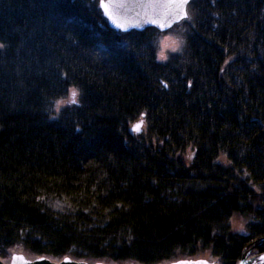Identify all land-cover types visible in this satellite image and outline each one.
I'll return each instance as SVG.
<instances>
[{
    "label": "trees",
    "instance_id": "trees-1",
    "mask_svg": "<svg viewBox=\"0 0 264 264\" xmlns=\"http://www.w3.org/2000/svg\"><path fill=\"white\" fill-rule=\"evenodd\" d=\"M97 6L0 0V257L237 264L264 237V0H191L165 60ZM60 196L105 224L40 204Z\"/></svg>",
    "mask_w": 264,
    "mask_h": 264
},
{
    "label": "rangeland",
    "instance_id": "rangeland-1",
    "mask_svg": "<svg viewBox=\"0 0 264 264\" xmlns=\"http://www.w3.org/2000/svg\"><path fill=\"white\" fill-rule=\"evenodd\" d=\"M99 2V0H98ZM98 7V6H97ZM188 21V20H187ZM186 22V21H184ZM182 23H179L175 25L174 27L168 29L165 32H160V35L157 37V47H156V55L159 60H165L166 57H168L171 53L177 52L182 45V39L180 36ZM159 32V31H158ZM121 34V33H120ZM122 46H125L124 43H122ZM105 51V48L101 45H97L96 53L99 56L103 55V52ZM73 92L70 91L66 98L60 101L59 105H68L73 102ZM141 121V120H138ZM138 121H135L132 123L134 125ZM131 125V126H132ZM144 126H141V130L139 131L143 133ZM82 199L78 200H72L69 197L66 196H60L58 197H43L40 199V204L42 205L43 209L46 211L51 212L55 216H83L82 218H86L89 221V223L92 226L95 225H103L105 224V219L102 217V213L105 214V212L101 211L95 204H89L87 207L83 208L81 210L82 206L84 205V201H81ZM231 226L233 231L241 232L243 228V221H241L238 218H233L231 220ZM7 253L6 257H0V263L1 264H19L16 262V259L20 258L19 262L28 263V261L31 262V260L34 261H60L61 259H51L47 258L45 256H35L29 254L26 252L20 245L14 246L11 248ZM256 253H249L248 258L252 257ZM16 258V259H14ZM63 264H105L104 262H93L90 260H83V259H75L71 256H66L62 259ZM106 264H115V263H106ZM121 264H134V262H126ZM138 264V263H135ZM159 264H216L213 259L209 256V253H201L199 255L196 254V256L191 258H185L180 260H174L169 262H162ZM264 264V263H263Z\"/></svg>",
    "mask_w": 264,
    "mask_h": 264
},
{
    "label": "water",
    "instance_id": "water-1",
    "mask_svg": "<svg viewBox=\"0 0 264 264\" xmlns=\"http://www.w3.org/2000/svg\"><path fill=\"white\" fill-rule=\"evenodd\" d=\"M187 5L188 3L179 8L170 0H99L98 9L109 29L125 34L133 30L141 32L146 28L165 32L188 20ZM163 85L166 87L164 83ZM137 124L140 125L139 129H136ZM141 126L142 121H138L130 127V131L139 134ZM263 242L264 237L257 243H250L237 264H263L264 252L248 258L250 250Z\"/></svg>",
    "mask_w": 264,
    "mask_h": 264
},
{
    "label": "bare ground",
    "instance_id": "bare-ground-1",
    "mask_svg": "<svg viewBox=\"0 0 264 264\" xmlns=\"http://www.w3.org/2000/svg\"><path fill=\"white\" fill-rule=\"evenodd\" d=\"M19 261H20V258L16 259V262H18L19 264H63L62 260H60V261H52V260L51 261H34V260H31V262L28 261V263L19 262Z\"/></svg>",
    "mask_w": 264,
    "mask_h": 264
},
{
    "label": "snow or ice",
    "instance_id": "snow-or-ice-1",
    "mask_svg": "<svg viewBox=\"0 0 264 264\" xmlns=\"http://www.w3.org/2000/svg\"><path fill=\"white\" fill-rule=\"evenodd\" d=\"M170 2L176 3L177 4V7L182 8L183 5L189 3V0H170ZM75 96H76V92L74 91L73 92V97H75ZM73 103H75V99H73ZM139 127H140V125L137 124L136 125V129H139ZM14 259H16V258H14Z\"/></svg>",
    "mask_w": 264,
    "mask_h": 264
},
{
    "label": "flooded vegetation",
    "instance_id": "flooded-vegetation-1",
    "mask_svg": "<svg viewBox=\"0 0 264 264\" xmlns=\"http://www.w3.org/2000/svg\"><path fill=\"white\" fill-rule=\"evenodd\" d=\"M257 254V253H256Z\"/></svg>",
    "mask_w": 264,
    "mask_h": 264
}]
</instances>
